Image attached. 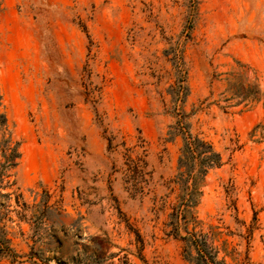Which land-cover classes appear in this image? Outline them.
<instances>
[{"label":"rangeland","instance_id":"obj_1","mask_svg":"<svg viewBox=\"0 0 264 264\" xmlns=\"http://www.w3.org/2000/svg\"><path fill=\"white\" fill-rule=\"evenodd\" d=\"M0 10V95L21 155L13 189L60 209L34 246L47 261L28 257L22 224L24 257L0 264H190L186 233L166 227L182 139L169 141L175 79L163 52L177 43L190 131L222 158L197 230L217 227L226 264H264V0H0Z\"/></svg>","mask_w":264,"mask_h":264},{"label":"trees","instance_id":"obj_2","mask_svg":"<svg viewBox=\"0 0 264 264\" xmlns=\"http://www.w3.org/2000/svg\"><path fill=\"white\" fill-rule=\"evenodd\" d=\"M163 54L165 57H171L169 61L173 66L175 79L174 86L170 87L169 92L173 114L177 120L175 125L170 127L169 141L177 136L182 139L177 172L171 181L174 186L171 191L177 188L178 193L166 225L169 228L168 235L177 238L180 237V230L186 233L180 239L184 242V258L190 264H226L224 258H219L220 247L216 245L221 233L213 232L217 227H210L209 233L197 230L201 223L195 214V209L203 196L205 178L210 171L222 166V158L210 142L190 131V125L187 123L188 114L183 109L189 89L186 84L183 52L179 49V44L171 45ZM20 157L19 143L13 141L12 130L0 95V263L4 260L21 262L24 257L16 250L14 244L15 238L22 239L24 236L22 224H28L33 230L31 236L33 246L28 257L47 261L42 257L43 251L39 247L35 249L34 246L41 242L42 233L46 234L49 231L43 228L45 221L52 215L59 216L60 209L55 205H49L50 196L47 193L41 195L39 203L29 205L22 193L16 188L13 189L16 185L14 171ZM130 171L133 176L140 178L138 182L145 181L142 179L146 174L143 165L132 166ZM221 245L224 253L229 255L230 253L226 252V241H222Z\"/></svg>","mask_w":264,"mask_h":264}]
</instances>
